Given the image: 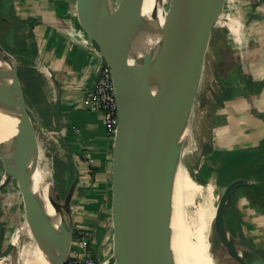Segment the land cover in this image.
<instances>
[{"label": "water", "instance_id": "1", "mask_svg": "<svg viewBox=\"0 0 264 264\" xmlns=\"http://www.w3.org/2000/svg\"><path fill=\"white\" fill-rule=\"evenodd\" d=\"M221 1L179 0L181 9L169 25L160 0H132L138 23L116 12L108 0H75L79 24L110 68L117 105L110 166L114 264H174L170 209L178 129L196 90L208 32ZM17 70L16 57L0 43V84L6 97L0 163L7 174L0 188L10 178L17 181L24 208L50 239L43 264H62L73 236L71 198L77 177L68 185L56 179L51 190L28 173L31 118ZM53 116L59 121V98ZM249 184L244 177L233 178L215 204V264H264L239 224L230 230L225 219L233 191ZM15 250L10 242L0 251V262L7 264Z\"/></svg>", "mask_w": 264, "mask_h": 264}, {"label": "rangeland", "instance_id": "2", "mask_svg": "<svg viewBox=\"0 0 264 264\" xmlns=\"http://www.w3.org/2000/svg\"><path fill=\"white\" fill-rule=\"evenodd\" d=\"M12 1L0 0V17L9 18ZM8 23L7 30L0 27V42L16 57L20 73L22 66L33 67L34 59L21 57V52L26 50L22 23L14 24L12 20ZM235 23L239 27L233 33ZM199 76V87L197 85L189 105L187 133L178 138L177 153L196 181L203 183L214 178L219 189L215 204L227 183L237 175L250 182L233 191L226 204L225 219L230 230L237 228L236 223L251 234L256 239L254 247L264 258V133L251 131L249 127L257 115L262 120L264 117V0L220 2L208 32ZM255 94L260 96L256 98ZM28 108L33 120L36 115L32 107ZM51 121L40 120L44 131L50 135L45 137L40 133L39 138L43 156L50 160L54 171L56 140ZM228 152L233 153L223 162L224 153ZM248 157L250 168L254 169L239 175L245 170ZM2 171L0 163V173ZM54 175L53 172L47 187L51 190L57 186ZM24 217L22 192L17 181L10 178L0 188V251L22 228ZM251 219L257 221V226L251 225ZM20 239L25 242L27 238L21 234ZM101 243L104 258L114 264L110 228L102 233ZM211 244L213 248L217 246L213 237ZM87 247L90 248L89 244ZM8 264H17L16 250L9 255Z\"/></svg>", "mask_w": 264, "mask_h": 264}, {"label": "crops", "instance_id": "3", "mask_svg": "<svg viewBox=\"0 0 264 264\" xmlns=\"http://www.w3.org/2000/svg\"><path fill=\"white\" fill-rule=\"evenodd\" d=\"M12 2L13 14L23 25L29 57L35 64L21 80L27 107H32L36 119L48 123L52 120L50 127L54 128L56 140L55 179L68 185L77 177L71 198L73 236L69 254L80 253V238L85 234L92 253L101 260L104 258L102 233L110 228L112 236L113 137L106 133L100 112L86 101L94 80L99 46L79 24L75 0ZM57 98L59 121L53 116ZM254 119L250 130L264 133V117L262 120L257 115ZM231 153H224L223 162ZM250 222L257 226V221ZM243 232L256 247V239L244 229Z\"/></svg>", "mask_w": 264, "mask_h": 264}, {"label": "bare ground", "instance_id": "4", "mask_svg": "<svg viewBox=\"0 0 264 264\" xmlns=\"http://www.w3.org/2000/svg\"><path fill=\"white\" fill-rule=\"evenodd\" d=\"M108 1L112 8L120 15L134 21V23H138L132 0ZM160 1L163 7V16L166 18L168 24L171 25L181 9L179 0ZM189 109L182 114L179 124L180 128L178 129L179 137L187 133ZM5 115L6 97L0 84V131ZM30 126V153L26 169L38 185L47 188L53 175V166L50 160H46L43 156V145L39 135L41 133L45 137H48L50 134L48 131H44V127L39 119H30ZM6 177L7 174L3 170L0 173V185L6 180ZM218 195L219 189L214 178H209L203 183L196 181L189 172L182 156L176 153L172 168L170 209L174 264H215L219 251H212L213 245L211 244V239L213 236L212 217L215 210V200ZM24 209L23 226L14 234L11 241L16 245L17 264H43L50 241L48 233L36 217L26 208ZM21 234H24L27 238L25 242H21ZM3 263L5 264V262H0V264ZM6 263L8 264V262ZM100 264L111 263L109 262V258H103L100 260Z\"/></svg>", "mask_w": 264, "mask_h": 264}, {"label": "built area", "instance_id": "5", "mask_svg": "<svg viewBox=\"0 0 264 264\" xmlns=\"http://www.w3.org/2000/svg\"><path fill=\"white\" fill-rule=\"evenodd\" d=\"M86 101L100 112L106 133L113 137L117 124V105L110 68L100 55L95 66L92 86L86 94ZM87 245L88 240L84 234L80 238V253L68 254L62 264H100Z\"/></svg>", "mask_w": 264, "mask_h": 264}, {"label": "trees", "instance_id": "6", "mask_svg": "<svg viewBox=\"0 0 264 264\" xmlns=\"http://www.w3.org/2000/svg\"><path fill=\"white\" fill-rule=\"evenodd\" d=\"M3 3V2H2ZM5 7H3L2 6V10L4 9ZM8 11H9V13L11 14L10 16H9V18L8 17H0V23H1V25H0V27L2 28V29H4V30H7L8 28H9V23H8V21L9 20H12V23H21L20 22V20L19 19H17L15 16H14V14H13V11H12V6H10V8H8ZM13 25V24H12ZM238 27H239V25L238 24H234L233 26H232V31H233V33H236L237 31H238ZM23 40H24V38H23ZM1 43V42H0ZM26 44V43H25ZM3 45V44H2ZM26 46V45H25ZM4 47V46H3ZM5 48V47H4ZM6 49V48H5ZM29 50L30 49H27V46H26V50L24 49L22 52H21V57L23 58V59H26V60H29V61H32L31 59V57H29ZM9 51V50H8ZM30 67H32V66H29V65H26V66H22L21 67V72L20 73H18V76H19V78H20V81L22 80L23 81V79H24V73L28 70V68H30ZM248 85V84H247ZM248 159V164H247V166H246V168H245V170H243V172L241 173L242 175H246L247 174V172L250 170V169H254V168H250L251 167V159L248 157L247 158ZM53 162H54V166H56V163H55V159L53 160Z\"/></svg>", "mask_w": 264, "mask_h": 264}]
</instances>
